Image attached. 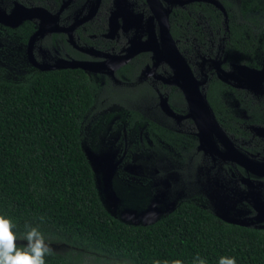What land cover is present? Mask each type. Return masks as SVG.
<instances>
[{
  "label": "trees",
  "instance_id": "16d2710c",
  "mask_svg": "<svg viewBox=\"0 0 264 264\" xmlns=\"http://www.w3.org/2000/svg\"><path fill=\"white\" fill-rule=\"evenodd\" d=\"M219 1L225 24L213 5L194 1L169 14L171 36L179 38L178 30L189 26L202 40L192 15L198 11L212 32L223 34L228 62L258 67L257 57H264V0ZM97 89L79 68L25 67L15 80L0 75V215L16 224L18 246L27 243L28 224L56 246L46 264H171L175 259L194 264L197 256L207 264H218L221 256L235 257L236 264H264V228L225 222L192 200L180 199L146 224L124 222L106 210L81 146V126ZM224 91L243 93L212 74L205 98L215 115L222 112L217 96ZM254 116L255 122L259 110Z\"/></svg>",
  "mask_w": 264,
  "mask_h": 264
},
{
  "label": "flooded vegetation",
  "instance_id": "af4514ba",
  "mask_svg": "<svg viewBox=\"0 0 264 264\" xmlns=\"http://www.w3.org/2000/svg\"><path fill=\"white\" fill-rule=\"evenodd\" d=\"M188 4H172L166 0H0V14L13 20L22 18L7 29L14 34L15 29H20L22 34L18 37L26 42L27 67L38 69L34 64H39L58 66L55 69L79 68L96 82V101L88 113L100 115L98 128L104 123L110 124L118 132L117 140L121 135L120 142L125 145H131L133 140L143 147L164 145L176 151L182 148L189 161L202 163L213 180L219 213L226 210V215L262 228L259 225L264 224V167L251 166L250 171L234 160L219 157L217 150L229 151L227 142L214 131L208 133V140L201 139L196 120L201 111L198 102L188 105L183 95L185 80L173 77L174 58L168 55L164 45L165 25L171 36L169 14L173 8L183 9ZM178 31L179 38L171 37L184 59V49L189 52L191 48L182 42L188 40L189 34L196 35V29L190 31L187 26ZM216 34L219 50L211 53L210 70L205 73L201 64L189 65L184 59L193 77L190 88L199 90L208 102L205 90L211 75L217 77V69L228 73L226 83L243 93H219L222 112L211 113L234 149L250 160L264 163V78L255 86L238 81L235 67L241 64L226 60L224 36ZM41 51L48 56H41ZM156 51L161 52L158 55L163 53L165 59L164 56L157 58ZM75 62L87 69L67 66ZM257 64L258 67L252 68H260L263 62ZM191 93L196 95L194 91ZM112 103L121 108L112 107ZM253 105L258 109L253 110ZM234 106L242 114L236 113ZM256 110L261 116L254 122ZM159 128L165 131V137ZM230 157L235 156L230 154ZM237 158L242 165L246 164Z\"/></svg>",
  "mask_w": 264,
  "mask_h": 264
},
{
  "label": "rangeland",
  "instance_id": "374dc122",
  "mask_svg": "<svg viewBox=\"0 0 264 264\" xmlns=\"http://www.w3.org/2000/svg\"><path fill=\"white\" fill-rule=\"evenodd\" d=\"M192 15L202 32V40L199 41L194 33L189 34L188 40L182 42L191 48L189 52L184 49V59L189 65L201 64L206 73L212 67L211 55L219 50V36L209 31L200 12L193 11ZM7 28L0 24V75L15 80L27 67L26 42ZM41 56L48 54L41 51ZM263 61L262 57H257V63ZM226 97L231 98L230 94ZM112 107L121 108V105ZM234 110L242 114L238 107L234 106ZM100 119L97 113L84 118L81 146L92 167L100 200L112 215L127 223L146 224L180 199L193 200L213 213H219L213 180L209 179L202 163L190 162L182 148L176 151L168 150L164 145L143 147L133 140L131 145H125L120 142L121 135L117 140L118 132H114L110 124L104 123L98 128Z\"/></svg>",
  "mask_w": 264,
  "mask_h": 264
},
{
  "label": "water",
  "instance_id": "95a60500",
  "mask_svg": "<svg viewBox=\"0 0 264 264\" xmlns=\"http://www.w3.org/2000/svg\"><path fill=\"white\" fill-rule=\"evenodd\" d=\"M166 1L168 3L179 4V5L186 4V3H191V2H194V1L205 2V3L211 4L215 8H217L222 13L224 21L226 19V13H225L224 7H223V5L221 4V2L219 0H185L184 2H178L176 0H166ZM21 19L22 18H18V19L13 20V19H11V17H5V16H2L0 14V24H3L5 26H9V27H14L15 25H17L21 21ZM38 32H39V29L36 30L33 33L32 37L34 35H36ZM165 32H166V37H165L166 41L164 42V45L166 47V51H167L168 55L171 58H174V60H175L174 63L176 62V69L172 68L173 77H174V72L176 70L180 69L182 71V73L186 77L185 88L187 89V92L185 91L183 93V90L178 85L177 86L182 91V93L184 95V98H185L186 102L188 103V105H189V102L191 104H193L192 101L197 100L198 105H199V107L201 109V112L205 114V116H206V118L208 120V124L205 127V128H207V129H205L206 139L207 140L209 139V135H208L207 131H209V132H213L214 131V133H216L220 137H222V139H224L227 142V144H228V148H227L229 150L228 152L225 151V150L224 151H220V150L216 149L220 153L218 156L221 157V158H224V159L228 158V159L234 160L237 164H239L241 167H243L246 170H250L249 168L251 166L252 167H264V163L253 161V160H250V159L246 158L243 154H241L239 151H237L236 149H234V147L231 146L230 142L228 141L226 136L223 134L222 130L219 128V126L215 122L214 117H213V115H212V113H211V111H210V109L208 107V104L206 103L202 93L199 90H197L196 88H194V89L190 88L191 85L193 84L192 74H191L190 69L187 66L185 60L183 59V57L181 56V54L178 52L177 48L175 47L173 39L170 36L166 25H165ZM34 65H36V67L39 70H51V69L58 68V66H56V65H39V64H34ZM67 66H70V67H77L78 66V67H82L83 69H87L86 66H84L83 64H78V62L69 63V64H67ZM235 68H236V75H238V76H240L242 78H249L250 81L249 82H245V84L248 83V85H250V83H251V85L253 84V86H255L257 83L261 82L263 80V78H264V61H263L262 66L260 68H258V69L257 68H252V67H248V66L242 65V64L241 65H236ZM217 70H218L217 77L220 80L224 81V82H228L229 81L228 80L229 79L228 73H226L225 71H223L221 69H217ZM255 74H256V77H255ZM192 91H194L196 93V95L192 94L191 93ZM196 96H197V98H196ZM208 144H209V141H208ZM229 153L234 155L235 157L231 158ZM237 157H239L242 160H244V162L246 164L242 165ZM214 214L216 216H218L219 218H221L225 222L232 223V224L243 225V226H249V224H247L245 222H242V221H240L238 219H235V218H232V217L226 215V210L224 211L223 214L215 213V212H214ZM259 227L264 228V224L263 225H259Z\"/></svg>",
  "mask_w": 264,
  "mask_h": 264
},
{
  "label": "clouds",
  "instance_id": "9594fccd",
  "mask_svg": "<svg viewBox=\"0 0 264 264\" xmlns=\"http://www.w3.org/2000/svg\"><path fill=\"white\" fill-rule=\"evenodd\" d=\"M16 227L10 217L0 215V264H46L45 257L52 253V248L45 241L41 231L37 227L26 224L23 240L27 243L19 247L20 237ZM154 264H161V262L155 261ZM163 264H169V262L165 261ZM171 264H184V261L175 259L171 261ZM194 264H207V261L197 256ZM218 264H236V259L221 256Z\"/></svg>",
  "mask_w": 264,
  "mask_h": 264
},
{
  "label": "bare ground",
  "instance_id": "6f19581e",
  "mask_svg": "<svg viewBox=\"0 0 264 264\" xmlns=\"http://www.w3.org/2000/svg\"><path fill=\"white\" fill-rule=\"evenodd\" d=\"M176 1H178V2H184L185 0H176ZM158 53H161V52H158V51H156V53H155V56L157 57V58H159V57H163L164 56V54L162 53L161 55H158ZM163 59H165V56L163 57ZM175 61V60H174ZM174 61H173V63H174ZM172 68H174V69H176V62L174 63V64H172ZM178 73L177 74H175L174 75V77H178V76H180V77H182L184 80H185V83H186V77H185V75L182 73V71L180 70V69H178V70H176ZM175 71V72H176ZM255 77H256V74H255ZM254 77V78H255ZM236 79L238 80V81H244V82H249V81H246V80H243V78L242 77H240V76H238V75H236ZM260 87V86H259ZM187 92V89H185L184 90V92ZM197 118H196V120H197V124H198V126H199V129H200V131H199V133H200V137H201V139H204V141H206V132H205V129H207V128H205L206 127V125L208 124V120H207V118H206V116H205V114L204 113H202L201 111L197 114ZM207 133H209V131H207Z\"/></svg>",
  "mask_w": 264,
  "mask_h": 264
}]
</instances>
